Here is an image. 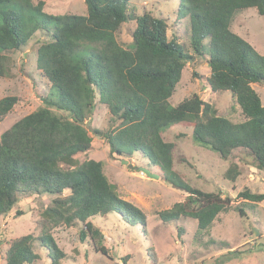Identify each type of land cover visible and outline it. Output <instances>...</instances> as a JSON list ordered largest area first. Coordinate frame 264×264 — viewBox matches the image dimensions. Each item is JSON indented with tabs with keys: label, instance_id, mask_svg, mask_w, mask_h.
I'll use <instances>...</instances> for the list:
<instances>
[{
	"label": "trees",
	"instance_id": "trees-1",
	"mask_svg": "<svg viewBox=\"0 0 264 264\" xmlns=\"http://www.w3.org/2000/svg\"><path fill=\"white\" fill-rule=\"evenodd\" d=\"M130 1L83 0L86 13L76 14L45 12L41 0H0V76L10 73V53L21 51L40 31L46 39L35 47V68L49 84L40 96L42 104L0 133V217L21 196L52 195L36 223L40 233L12 238L3 252L4 264H37L35 241L48 264H62L65 252L51 230L76 222L82 224L80 239L88 237L95 251L107 254L103 233L90 220L95 215L114 211L146 230V214L119 195L102 161L76 157L92 146L85 121L96 102L107 107L113 123L92 130L108 145L109 154L131 157L140 152L165 182L187 193L183 201L157 212L161 222L189 217L202 232L231 205L229 196L193 186L174 170L179 148L165 139L166 128L190 126L196 142L225 160L243 149L264 173V105L251 86L264 83V53L231 30L233 14L240 9L255 7L264 15V0H178V16L188 18L191 49L207 54V86L232 94L245 118L241 122L217 115L197 93L169 103L193 56L175 37L168 38L166 19L147 11L136 14ZM129 21H134L132 40L122 45L116 34ZM17 101L14 95L0 98V118ZM240 174L238 162L231 160L223 177L234 182ZM237 195L264 200V192L247 188ZM238 211L244 214L241 207ZM150 255L154 259L152 250Z\"/></svg>",
	"mask_w": 264,
	"mask_h": 264
},
{
	"label": "rangeland",
	"instance_id": "rangeland-1",
	"mask_svg": "<svg viewBox=\"0 0 264 264\" xmlns=\"http://www.w3.org/2000/svg\"><path fill=\"white\" fill-rule=\"evenodd\" d=\"M31 1L36 4L39 0ZM41 1L44 2L43 10L48 13H86L83 0ZM177 8L178 0H131L129 8L136 14L147 11L166 19L168 38L175 37L193 56L185 63L169 103L176 105L183 98L197 93L202 100L213 105L217 115L233 122L243 121L245 118L241 109L229 91H211L207 86V54L197 55L191 49L188 18L178 16ZM233 15L231 30L263 54L264 15L258 14L255 7L240 9ZM133 29L134 21L126 22L119 28L116 36L120 44H130ZM44 39L46 34L38 31L21 51L10 53V73L0 76V98L14 95L18 101L11 111L0 118V133L42 104L40 96L47 93L49 84L35 68V47ZM207 43L204 40V44ZM251 86L258 92L264 105V83H252ZM111 124L107 107L96 102L93 112L85 121L92 136V146L76 157L79 161H102L103 172L116 185L119 195L146 214V230L125 221L114 211L105 216L91 217L90 220L104 236L103 244L108 252L103 254L95 251L88 237L84 241L80 239V222L69 227H56L51 231L58 246L65 252L62 264H264V200L252 202L237 195L245 188L252 192H264V173L256 169L253 158L245 150L235 149L225 160L219 153L196 142L190 126L177 124L164 130L165 139L174 141L179 148L174 170L193 186L219 191L222 196L231 198V205L218 213L211 226L197 232V223L193 218L180 217L161 222L157 212L183 201L187 193L165 182L160 175L159 178H152L137 170L138 167H145L156 173L157 169L140 152H135L131 157L110 155L108 145L92 130H105ZM231 160L238 162L241 170L234 182L223 177ZM51 198L52 195L46 193L21 196L10 212L0 217V264H4L3 252L12 238L27 233L37 236L40 233L36 223ZM239 207L244 214L239 213ZM18 211L22 214H18ZM254 229L258 230L257 235ZM33 249L40 255L37 264L49 263L38 242L35 241ZM151 250L155 254L154 259L150 255Z\"/></svg>",
	"mask_w": 264,
	"mask_h": 264
},
{
	"label": "water",
	"instance_id": "water-1",
	"mask_svg": "<svg viewBox=\"0 0 264 264\" xmlns=\"http://www.w3.org/2000/svg\"><path fill=\"white\" fill-rule=\"evenodd\" d=\"M123 161H126V160H123ZM137 170H140L141 172L145 173L147 176L149 177H152V178H159V175L155 172H152L150 170H148L147 168L145 167H138ZM256 235L258 233V230L257 229H254L253 231Z\"/></svg>",
	"mask_w": 264,
	"mask_h": 264
},
{
	"label": "bare ground",
	"instance_id": "bare-ground-1",
	"mask_svg": "<svg viewBox=\"0 0 264 264\" xmlns=\"http://www.w3.org/2000/svg\"><path fill=\"white\" fill-rule=\"evenodd\" d=\"M2 140V139H1Z\"/></svg>",
	"mask_w": 264,
	"mask_h": 264
}]
</instances>
